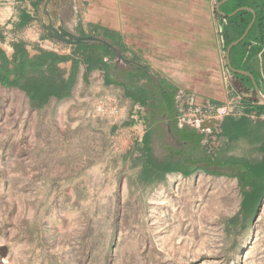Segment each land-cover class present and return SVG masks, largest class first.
<instances>
[{
	"label": "rangeland",
	"instance_id": "374dc122",
	"mask_svg": "<svg viewBox=\"0 0 264 264\" xmlns=\"http://www.w3.org/2000/svg\"><path fill=\"white\" fill-rule=\"evenodd\" d=\"M235 7L233 0L221 4L223 26L246 11L253 25L255 10ZM246 35L230 50L234 65L247 53ZM112 95L119 93L91 91L33 109L0 94V264H264V198L245 230L229 231L242 199L237 177L198 169L141 184L133 150L145 136L159 160L182 146L153 119L119 125L130 114ZM217 129L200 132L195 157L264 154L259 139Z\"/></svg>",
	"mask_w": 264,
	"mask_h": 264
},
{
	"label": "crops",
	"instance_id": "0c3cea01",
	"mask_svg": "<svg viewBox=\"0 0 264 264\" xmlns=\"http://www.w3.org/2000/svg\"><path fill=\"white\" fill-rule=\"evenodd\" d=\"M221 1L52 0L48 8L55 24L79 35L104 39L99 33H90L92 28L115 32L126 47L122 53L126 60L105 56L103 64L89 67L81 52L93 54L94 46L78 51L71 45L63 60H54L51 51L41 47V40L48 37L42 26L48 21L43 12L45 0H0V94L17 95L27 100L30 108L38 109L109 89L119 93L109 97L115 107L123 106L130 114L118 121L119 125H144L153 119V124L169 127L179 107L177 94L190 93L202 105L210 106L213 115L230 104L236 109L228 118L241 117L253 123L251 115H258L254 124L263 151L264 77L230 68L223 19L217 11ZM93 44L100 43L88 45ZM54 76L66 82L74 77L70 93L60 98L51 95L45 104L33 105L24 88L35 92L31 88L39 78ZM139 76L140 81H131ZM137 88L147 96L142 103L129 97V90ZM263 157L262 153L260 159Z\"/></svg>",
	"mask_w": 264,
	"mask_h": 264
},
{
	"label": "trees",
	"instance_id": "16d2710c",
	"mask_svg": "<svg viewBox=\"0 0 264 264\" xmlns=\"http://www.w3.org/2000/svg\"><path fill=\"white\" fill-rule=\"evenodd\" d=\"M235 8L250 7L256 12V20L247 33L246 37L241 43L246 47L245 57L239 61L237 65L232 64L235 68H241L245 71L251 72L254 77L261 75L264 77V0H233ZM221 9V6H220ZM248 17L227 18L226 24L223 26L222 36L224 40V47H227L234 41L238 40L246 31L248 25L253 19L252 12ZM242 21V22H241ZM99 33L105 38L109 39L119 50L124 54L126 47L120 41L119 36L115 32H107L105 29L98 27L92 28L90 33ZM78 51L94 46L95 53L88 54L81 52L85 62L89 64V67H96L99 64H103V57L116 56L115 52L109 47L102 44H76ZM51 56L54 60L64 59V54L51 51ZM133 60L138 61L135 56ZM55 73V71H54ZM53 73V74H54ZM142 77H136V80L140 81ZM74 77H71L69 81H62L61 79L54 77H48L47 79L39 78L35 85L31 89H35V92H30L29 87H25L29 96L33 100V105L41 106L47 102L49 96L54 95L58 98L66 96L70 93V89L74 83ZM128 94V92H127ZM129 97L135 102H144L147 98L141 89L134 92L129 90ZM223 132L227 135L239 136L242 138H249V134L252 131L253 123L248 119L236 117V119L226 118L221 124ZM171 134L177 138V143L182 146L180 150H170L169 155L165 160H159L156 158L150 145V139L145 136L141 143H138L133 152L137 153L135 157V164L140 166L138 172V181L147 186L155 185L156 183L165 180L166 175L169 172L178 171L183 175L188 176L198 169H204L212 174L219 175L225 174L239 179L242 192V199L240 208L237 215L233 216L227 225L228 230L231 227L240 226L242 230H245L248 225L255 219L259 210L261 201L264 198V157L262 159L246 160L237 157L224 158L219 154L207 155L202 157H195V150L200 146V142L204 134L187 127L180 128L176 124L170 125ZM262 140L257 138L252 141ZM251 140V139H250ZM188 147L189 152H184L182 148ZM186 149V148H185ZM264 149V145H263ZM264 151V150H263ZM200 166V167H199ZM216 166L223 169L225 166H231L235 172L211 170L209 167ZM241 171H244L243 173ZM241 176V178H240Z\"/></svg>",
	"mask_w": 264,
	"mask_h": 264
},
{
	"label": "built area",
	"instance_id": "2783aa9c",
	"mask_svg": "<svg viewBox=\"0 0 264 264\" xmlns=\"http://www.w3.org/2000/svg\"><path fill=\"white\" fill-rule=\"evenodd\" d=\"M40 45L43 49L57 52L59 54H68L70 52L69 45H65L62 42L51 39L49 37H46L43 40H41ZM177 98L179 99L180 102L178 107V114L176 116V123L180 128L183 127L194 128L200 122L212 117L226 118L230 114H232L236 109V106H234L233 104L226 105L221 107L217 114L213 115L210 106H205L199 103L196 95L194 94H190V93L187 94L181 92L177 94ZM258 118L259 117L256 114L251 115V120L253 121V128L251 133L249 134V138L251 140H255L258 136V131L254 124L258 121ZM219 125H216L215 128L218 127ZM212 131L209 133H212Z\"/></svg>",
	"mask_w": 264,
	"mask_h": 264
},
{
	"label": "water",
	"instance_id": "95a60500",
	"mask_svg": "<svg viewBox=\"0 0 264 264\" xmlns=\"http://www.w3.org/2000/svg\"><path fill=\"white\" fill-rule=\"evenodd\" d=\"M52 0H45L44 2V5H43V12L45 13V15L47 16V19L48 21H44L42 26H43V29L46 33V35L51 38V39H54V40H57L59 42H62L63 44L65 45H76V44H85V45H88L92 42H97V43H100L102 45H105L107 47H109L111 50H113L115 52V54L121 58L122 60H126V58L123 56L122 52L119 50V48L117 46H115L109 39H104L100 36H97V35H79V34H76V33H73L69 30H67L62 24H55L54 23V20L49 12V4L51 3ZM226 0H222L221 2H219L218 4V7H217V11L218 13L223 16V17H226L227 15H225L224 13H222L219 9L220 5ZM252 26V23L249 25L248 29L245 31V33L241 36L240 39L232 42L228 47H227V52H226V56H227V60H228V63L230 65V50L231 48L237 44L247 33L248 31L250 30ZM230 68L232 70H235L234 68H232L230 66ZM225 118L223 117H212V118H209L207 120H204L202 122H200L194 130L198 131V132H201V131H206V132H211L216 125H219L220 122L222 120H224ZM168 131L171 133V130H170V126L168 127ZM171 136L175 139L176 137H174L172 134ZM177 140V139H176ZM211 170H218V171H223L222 168L220 167H216V166H212V167H209ZM262 205V201H261V204H260V207ZM259 207V208H260Z\"/></svg>",
	"mask_w": 264,
	"mask_h": 264
},
{
	"label": "flooded vegetation",
	"instance_id": "af4514ba",
	"mask_svg": "<svg viewBox=\"0 0 264 264\" xmlns=\"http://www.w3.org/2000/svg\"><path fill=\"white\" fill-rule=\"evenodd\" d=\"M223 170L225 171V173H228V172H235L234 171V169L231 167V166H225V167H223ZM242 173L244 172V171H241ZM240 178H241V176H240Z\"/></svg>",
	"mask_w": 264,
	"mask_h": 264
}]
</instances>
